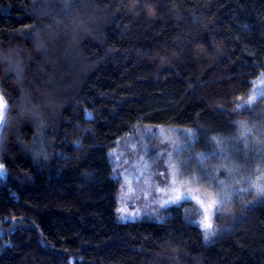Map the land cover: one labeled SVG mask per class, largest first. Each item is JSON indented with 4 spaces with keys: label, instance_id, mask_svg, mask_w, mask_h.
<instances>
[{
    "label": "trees",
    "instance_id": "obj_1",
    "mask_svg": "<svg viewBox=\"0 0 264 264\" xmlns=\"http://www.w3.org/2000/svg\"><path fill=\"white\" fill-rule=\"evenodd\" d=\"M0 50L23 68L17 85L0 63V264H264V196L218 213L211 239L192 201L121 221L113 153L170 126L221 156L264 121V94L242 105L264 75V0H0ZM22 87L62 104L43 132Z\"/></svg>",
    "mask_w": 264,
    "mask_h": 264
},
{
    "label": "rangeland",
    "instance_id": "obj_2",
    "mask_svg": "<svg viewBox=\"0 0 264 264\" xmlns=\"http://www.w3.org/2000/svg\"><path fill=\"white\" fill-rule=\"evenodd\" d=\"M264 94V75L259 77L252 92L242 105L253 104ZM0 98H3L0 95ZM0 108V131L5 118V104ZM242 122L235 138L227 140L229 149L217 147L210 152L195 146L194 131L164 126H142L122 138L114 150L119 161L121 177L118 218L135 220L144 216L160 219L167 206L187 201L197 208L188 210V216L201 225L207 214L210 228H204L206 237L217 234L218 213L236 210L238 205L264 196V121L258 124ZM222 140H217L221 146ZM0 172L6 176L0 161ZM176 200L175 203H166ZM216 203L208 208L211 201ZM207 209V213L205 212Z\"/></svg>",
    "mask_w": 264,
    "mask_h": 264
},
{
    "label": "clouds",
    "instance_id": "obj_3",
    "mask_svg": "<svg viewBox=\"0 0 264 264\" xmlns=\"http://www.w3.org/2000/svg\"><path fill=\"white\" fill-rule=\"evenodd\" d=\"M42 50L40 45H35V51L40 52ZM0 63H7L9 67L5 71H15L16 80L14 81L17 85L22 83V72L23 68L18 62H13L6 53L0 50ZM22 96L21 99L25 101L24 106L20 109L21 119L28 117L31 121V126L37 129L39 132H43L48 128L54 120L58 117L62 104L51 94L44 100H33V93L21 88ZM43 94V93H41ZM0 95H4V90L0 88ZM6 99V97H5ZM11 107L10 104H5V115H8V109ZM2 123V122H0ZM3 140L0 138V144ZM9 150L5 147H0V157H2Z\"/></svg>",
    "mask_w": 264,
    "mask_h": 264
},
{
    "label": "snow or ice",
    "instance_id": "obj_4",
    "mask_svg": "<svg viewBox=\"0 0 264 264\" xmlns=\"http://www.w3.org/2000/svg\"><path fill=\"white\" fill-rule=\"evenodd\" d=\"M3 106H4L3 98H0V108H3ZM0 167H2V166H0ZM0 176H3L2 172H0ZM180 199H181L180 197H176L174 200L167 201L166 203H169V204L175 203L176 200H180ZM188 199H189V197L187 196V194H185V196L183 197V200L186 202ZM215 203H216L215 200L211 201V203L208 205V208H211ZM205 212L207 213V209H205ZM201 226L204 228H210L211 227L210 223L208 222L207 214H205L204 220L201 221Z\"/></svg>",
    "mask_w": 264,
    "mask_h": 264
}]
</instances>
